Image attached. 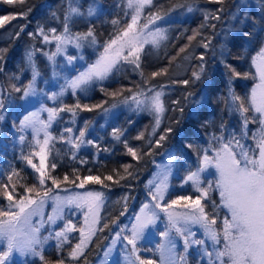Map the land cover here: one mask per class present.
<instances>
[{"label": "trees", "instance_id": "1", "mask_svg": "<svg viewBox=\"0 0 264 264\" xmlns=\"http://www.w3.org/2000/svg\"><path fill=\"white\" fill-rule=\"evenodd\" d=\"M172 2L175 0H153L154 6L144 9L138 24L146 22L149 12H156L158 8L167 10ZM189 3H193V0H189ZM124 4L125 0H79L83 15L73 17L69 30L72 40L79 44L83 66L91 64L101 55L110 41L130 22V14ZM90 5L95 10L92 16L87 15ZM67 7V0H25L24 3L12 4L0 0V17L15 16V19L4 22L0 27V101L4 104L3 109H0V114L4 116V120L0 121V185L9 184V191L15 185V199L22 195L40 198L35 195V191L26 193L25 186L35 187L41 194L51 189L49 195L76 191L101 192L103 201L96 229L77 260L73 261L68 253L80 241L81 212L66 211L63 219L49 225L51 227L46 225L40 234L41 238L50 237L43 246L47 261L64 259L65 264H94L114 235L119 231L122 233L121 230L126 227L125 231L129 234V226L136 212L152 199L154 188L149 184V179L155 165L167 155H171L177 163L165 196V203L169 204L179 196L195 199L200 195L192 183H185V180L189 171H195L198 166L196 147H207L213 135H223L225 142L230 136L240 138L243 135L241 143L255 148L253 137L259 135L260 124L252 122V117L258 114L250 109L246 114L250 122L245 129L241 114L234 110L231 93L244 98L247 103L257 81L252 57L259 50L261 36L247 41L234 30L239 25L232 16L246 12L256 21L257 28L264 26V0H225L223 5L195 0L192 12L180 9L160 21L158 25L165 30L167 39L158 47L145 46L139 53V67L131 63L133 59L129 57L127 61L121 59L106 79L90 83L86 91L67 93L51 104L37 98L25 103L23 90L33 78V65L28 61V53H32L38 73L35 90L42 92V82L51 79V68L43 55L45 46L39 28L43 27L49 38L53 36L49 31L53 28L57 30L55 35L62 34ZM220 7L224 9L220 13V20L205 21V13H215ZM113 20L119 23L113 24ZM212 24L216 26L215 29L210 27ZM90 29L93 37L79 41L75 39L77 34H85ZM251 30V24L244 28V32ZM197 31L199 34L190 40ZM29 33L34 35L30 36ZM209 38L211 43L208 48H204L202 43ZM222 45L226 46L223 55ZM182 48L185 49L183 52L180 51ZM200 56L204 57V61L199 59ZM222 60L240 76H233ZM202 63L205 72L200 80L188 85L181 83L183 80L192 81V72L198 71ZM153 72L161 74L152 77ZM13 85L21 91H15ZM149 88L163 92L165 111L160 115V125L156 128L154 112L138 108L131 99L136 93ZM174 101H179V104ZM40 103L58 110L47 130L51 139L45 150L44 165L48 178L44 185H39V174L24 159L32 153H39L37 141L42 143L44 138L41 135L34 136L25 129L19 130L23 118ZM77 104L80 107H76ZM60 108L65 110L59 111ZM221 124L224 125L223 129ZM69 128L71 132L66 131ZM167 128L173 131L167 133L166 139L157 146L156 141L165 135ZM114 129L121 133L119 139L113 135ZM80 131H85L83 138L79 137ZM142 133V138L138 139ZM20 136L25 137L23 142ZM78 138L84 143L74 148L69 141L79 142ZM190 144L193 147L190 148ZM128 148L136 152L135 157L128 152ZM208 155L214 153L209 151ZM31 159L39 167V155H31ZM52 164L56 167L52 168ZM13 171L19 176L12 175L9 183L8 176ZM214 174L213 168L202 173V186L206 187L207 181L214 180ZM65 175L69 178L67 181L63 179ZM88 176L99 177L101 183L88 181L83 188L78 187L80 179ZM108 176L112 179H106ZM53 178L58 181L59 187L52 184ZM3 191L0 187V209H7L9 201L3 196ZM209 196L210 199H204L202 203L211 218V201L219 205L220 197L218 191H211ZM225 216L230 219L226 209L221 206L216 217L217 230L222 229ZM69 221L76 230L67 233V241L58 249L55 232L61 231ZM160 221H163V217ZM161 230L156 229V233ZM122 236L126 235L122 233ZM222 244L217 247H222ZM204 247L209 248L207 245ZM197 248L199 252L196 250L191 253L187 264H207L200 257L202 245ZM24 263L42 264L39 258Z\"/></svg>", "mask_w": 264, "mask_h": 264}, {"label": "snow or ice", "instance_id": "2", "mask_svg": "<svg viewBox=\"0 0 264 264\" xmlns=\"http://www.w3.org/2000/svg\"><path fill=\"white\" fill-rule=\"evenodd\" d=\"M6 3L12 4L14 2L24 3L25 0H5ZM195 0H193V3ZM208 2L223 5L225 0H208ZM68 7L64 14L63 22V33L60 35H55L56 29H50L49 31L53 33L52 39L56 43L57 52L61 51L62 46L65 43H70L73 36L69 30V23L73 17L82 16L83 13L79 9V0H67ZM193 3H189V0H175V2L170 3L167 10L158 8L156 12H149L146 17V22L142 25L138 24L142 13L146 7L151 8L154 6L153 0H127V7L131 9V20L127 23L126 27L121 31V33L113 40L110 41L108 46L105 47V55L92 65L87 71L81 72L79 76L69 82V87L75 94L76 90L81 92L86 91L87 86L93 80H104L113 69L116 67L118 60L121 58L122 53L125 48L128 49V55L123 56L125 61L128 57H134L131 63H135L139 67V53L143 50L146 44H151L158 47L161 41L167 39L165 30L156 26L157 21H162L165 17L169 16L172 12L180 9H185L187 12H192L194 10ZM223 7L218 8L215 13H205V21L209 19L220 20V13L223 12ZM30 11V10H29ZM95 14L93 6H89L87 15L92 16ZM128 13H126L127 15ZM55 17V13H53ZM15 19V16H5L0 17V27L3 26L4 22ZM233 20H236L239 27L234 29L239 35L245 37L249 42L256 39L257 35L261 36V43L259 50L252 57V63L256 67V70L260 77V83L257 84L251 91L250 97L245 99L231 93L232 104L235 106L234 110L239 112L243 118V127L246 129L249 121L246 115L250 109L254 110L258 116L252 117V122H258L260 124V133L258 136H254L255 148L246 146L241 143L244 138L242 135L240 138L230 136L225 142L224 136L213 135L208 143L207 147H196V152L198 156V166L195 171H189L186 177L185 183L192 182L193 187L197 192L200 193L195 199L190 196H179L177 199L172 200L167 205H161L159 201L163 200L165 193L168 189V175L170 173V165L172 159H169L167 165L163 166V171L158 177L156 182H150L155 184V192L152 193V199L157 201L154 205L155 208L161 209L167 213L169 230L162 232L161 236L166 239V243H162L158 246V251L160 252V264H186V257L179 256L176 257L174 254L175 244L169 238V232L171 229L184 236V250L187 253L190 244L205 245V240H194L189 241L188 236L193 235L188 228L189 224H200L204 229L205 239L211 241L212 251H208L207 247L202 249V258L206 257L208 264H264V26L257 28L256 21L249 17L246 12L234 14L232 16ZM113 24H118L119 21L113 20ZM251 24L252 30L250 32H244V28ZM153 26L154 30L149 29V26ZM208 25H201L205 27ZM215 29V25H210ZM147 30V31H145ZM39 33L43 37L45 42H51L48 33L45 32L44 28H39ZM199 32H195L193 37L189 39H194L195 35ZM33 36V33H29ZM87 37H93V32L90 29L85 34H77L76 40L86 39ZM94 39V38H93ZM225 39H227V34H225ZM120 41V45L114 51L110 52L112 45L117 44ZM211 43L209 38L207 42H203L202 46L208 48ZM79 47V44H77ZM225 45L221 46V55L224 54ZM185 49H181L183 52ZM55 53L48 56L49 60H52ZM2 58V57H0ZM72 58L69 57V60ZM199 59L204 61V57L200 56ZM28 61L33 65V78L32 81L25 87L24 96L35 95L34 82L36 75L38 73L35 70L34 62L32 60V53H28ZM225 64V67L233 74V76H240V73L236 72L235 69L228 65L225 61H221ZM2 71V69H0ZM166 71V70H164ZM205 69L203 63L199 66L198 71L192 72L193 80H183L181 83L188 85L190 82L200 80L204 75ZM161 73L153 72L152 77L160 75ZM13 89L17 92L21 91L20 88L13 85ZM65 89H61L59 94L53 93L49 99H56L57 95H63ZM189 96L192 93H188ZM163 92L154 91L149 88L147 91H140L132 96V101L137 105L138 108H143L157 114L155 126L160 125V115L164 113L165 106L162 100ZM127 102V100L125 101ZM173 103L179 104V101H174ZM115 107V105H113ZM3 101H0V109H3ZM76 107H80L79 104ZM87 108V105L84 106ZM49 113V123H44L35 119L37 113H31L25 116L20 122V131H23L26 127H32L34 131H39L36 125L42 124L45 130L44 140L41 143L37 141L40 145L39 153H32L28 157H24L27 163L30 164L35 171L39 174L38 182L39 185H44L45 180L48 178L45 172V150L48 147L50 135L46 131L49 127L51 120L57 113L56 108L43 109ZM64 108H60L59 111H64ZM89 111L91 109H88ZM71 111V109H68ZM183 112V109H180ZM4 120V116L0 114V121ZM221 129L224 125L221 124ZM66 131L71 132L72 129L69 128ZM172 128H167L165 130V135H161L159 140L156 141L157 146L160 142L166 139V134L172 132ZM155 132V128L153 129ZM113 135L119 139L121 133L119 130L114 129ZM246 135V133H245ZM85 136V131L79 132V137L83 138ZM143 133L139 138H142ZM24 136H20V141L23 142ZM79 142L69 141L73 144L74 148H79L81 144L84 143L82 139ZM214 142V143H213ZM91 144L92 141H87ZM193 147V145H189ZM209 151L213 152L214 155H208ZM128 152L132 156H136V152L132 148H128ZM201 153H203L201 155ZM31 155H39L40 165L39 167L32 162ZM52 168L56 165L52 164ZM210 168L215 169L214 180L207 181V186H202L204 181L202 180L201 174L208 171ZM12 175L19 176L18 173L13 171L12 174L8 176V181L11 183ZM67 181L69 178L67 175L63 178ZM76 179H80L77 177ZM106 179L111 180L112 177L108 176ZM88 181L92 183H101L99 177L88 176L80 179L78 187L83 188L84 184ZM73 183L75 181H72ZM52 184L59 187V183L56 179H52ZM4 189L3 196L9 201L7 209H0V241H3L4 248L0 250V264H12L11 257L14 253H19L22 256H34L38 257L42 264H65L64 259H59L57 261L51 262L47 261L43 255V246L50 237L40 236V228L42 224L37 226L33 224L32 217L36 215L42 216L41 209L45 203L46 197H49L51 189L44 191L42 194L40 191L36 190L35 187H26V193H33L40 197L39 200L33 199L31 195H22L19 199H15V189L16 186L12 185V190L9 191V184L0 185ZM211 191H218L220 197V204L217 205L215 201H211L213 215L205 211V205L202 203L204 199H210L209 193ZM101 192H86L83 195L76 194L74 196H68L61 198L60 196L51 197L53 199L55 207V215L48 216V222L55 224L56 220L63 219V210L65 206L76 204L77 207H82L84 205L88 206L89 213L93 212L94 207H98L99 202L102 198ZM184 202L183 207L188 209L186 212L168 211L174 206ZM228 210L230 214V219L225 216L223 219V227L217 230L215 225L217 222V215L220 207ZM149 205H144L141 209L142 215L136 217V224L133 225L131 230V236H125L124 239L127 240L128 244L132 245L131 253L135 254L138 249L136 247L137 241L140 240L146 228L150 225H154L158 219L157 213L155 211H146ZM12 209H15L13 211ZM85 222L87 223V214L85 217ZM107 227V225H105ZM75 226L69 221L66 223L61 231L55 232V237L58 240L57 248H61L63 243L67 241V233L70 231H75ZM123 231V229L121 230ZM185 231H188V235H184ZM81 240L80 243L68 253V256L73 260H77L83 253V249L86 246L87 240L93 234V229H89L88 235H85L83 229H80ZM119 236V233L117 234ZM223 242L222 247H217ZM136 260L139 264H154L150 259L141 260L139 256H136ZM129 264H134L133 261H129Z\"/></svg>", "mask_w": 264, "mask_h": 264}, {"label": "rangeland", "instance_id": "3", "mask_svg": "<svg viewBox=\"0 0 264 264\" xmlns=\"http://www.w3.org/2000/svg\"><path fill=\"white\" fill-rule=\"evenodd\" d=\"M124 5H125L126 10L130 14V20H131V11L132 10L127 7V0H125ZM138 23H139V21H138ZM159 23H160V21H157L156 26H159L158 25ZM149 29L154 30L153 26H151V25L149 26ZM145 31H147V30H145ZM49 39L51 42H45L43 40V44L45 46V51L43 52V55L46 58V60L48 61L49 66L51 68V72H50L51 79L42 82V84H41V89L43 90L42 92H38L37 90H35V95L24 96L23 100L25 103H30L32 101H35V98H37V100L43 99V100H45L51 104V103H54L56 100L62 98L67 93L74 94L72 89L69 87V82L71 80L75 79L77 76H79L81 72L87 71L92 65L96 64V62L101 58L102 55H105V50H104L102 52V54L99 55L91 64L83 66L80 48L77 46V42L75 40H72L70 43H65L62 46L61 51L57 52V48H56L57 42L52 38H49ZM119 45H120V41H118L117 44L112 45L110 52L114 51L116 48H118ZM147 45L155 47L151 44H146L145 46H147ZM54 53H55L54 58L52 60H49L48 56H51ZM127 55H128V49L125 48L123 53H122V56L118 60V62L121 59H123V56H127ZM69 57H71L72 59L69 60ZM129 58L134 59V57H131V56H129ZM55 68L58 69V72L56 71ZM76 68H78V69L76 70ZM253 69L255 71L257 81L254 84V86L252 87V89L257 84L260 83V77H259V74H258L256 67L254 65H253ZM101 81L102 80H93L91 83H98ZM35 83H36V80L34 82V88H35ZM62 88L65 89L62 96L57 95L56 99H49V97H51L53 95V93L59 94L61 92ZM252 89H251V91H252ZM47 90H50V92L49 93L46 92ZM251 91H250L249 97L251 95ZM78 92H79V90H76L75 94ZM43 109H49V107L44 105L43 103H40L36 107H32V110L26 116L30 115L31 113H37V116L35 117V119H37L38 121H42L44 123H49V113H48V111L43 110ZM152 114H153V116H155L157 118L156 113L155 114L152 113ZM156 118H155V122H156ZM53 119H54V117H53ZM53 119L51 120L50 125H51ZM50 125H49V127H50ZM154 125H155V123H154ZM36 127H37V129H40V130L34 131L32 127H26L24 129L26 131L32 133L34 136L41 135L44 138L45 130L43 128V125L38 123L36 125ZM48 128L46 129V131L48 130ZM155 128H156V126H155ZM170 158H173V157L171 155H167L163 161H161L155 165L152 176L149 179V184H151L153 186L154 192H155V184L150 183V182H156L158 180V177H160V175L163 171V166L168 164ZM39 159H40V157H39ZM176 165H177L176 160L173 158L172 163L169 166L170 167V173L168 175V187L170 185L171 178L175 173ZM213 170H215V169H213ZM86 192H89V191L66 192V193L57 194V195L60 196L61 198H65L68 196H74L76 194L83 195ZM166 193H165V196H166ZM57 195H49V197L44 198L45 203L43 205V208L41 209L42 216L36 215V216L32 217V221H33L34 225L39 226L42 224V227L40 228V234H41V231H43V229L46 227V225H48V226L54 225V224L48 222V216L55 215V213H54L55 204H54L53 199H51V197H55ZM39 199L40 198H37L36 200H39ZM173 200H175V199H173ZM102 201L103 200L101 198V201L99 202L98 207H94L93 212H91V213H89L87 205H84L82 207H77L76 204L73 203L72 205H68V206L64 207L63 214L66 211L68 212L69 210L81 212L82 213V229L84 230L85 235L87 236L90 228L93 229V233L96 229V224H97L98 216H99L100 209L102 206ZM156 203H157V201H154L153 199H151L150 202H145L136 212V214L133 218V221L131 222V224L129 226V234H127L125 231V229L127 227L125 229H123V231H122V233H124L126 236H131L132 227L137 222L136 217L138 215H142L141 209L144 207V205H149V208L146 211H155L157 213L158 219L156 220L155 224L150 225L148 228H146L144 231L143 237L137 241L136 247H137L138 251L135 254L131 253L132 245L128 244L127 240L124 239V237L122 236V233L119 231L118 232L119 236L117 235L118 234L117 233L116 235H114L111 238L110 242L108 243L106 248L103 250L101 256L96 260V262L94 264H129L130 260L133 261L134 264H139V261L136 260V256H139L141 260L150 259L154 262V264H160V252L158 251V246L162 243H166V239L163 236H161V233L169 230V224H168L167 213L164 211H161V209H159V208H155L154 205ZM159 203L162 206L167 205L165 203V197L163 200L159 201ZM183 203L184 202H181V204L174 206L172 209H169L168 211H177V212L188 211V209L183 207ZM48 209H49V211H48ZM226 211L228 213L227 209H226ZM86 214H87V223L85 222ZM46 215H47V217H46ZM229 216H230V214H229ZM162 217H163V221H160V219ZM59 220L60 219L56 220L55 224L57 222H59ZM49 227H51V226H49ZM158 228H161L163 230L156 233V229H158ZM188 228H190V231L193 234V235L188 236L190 242L194 241V240H205V245L209 246L208 251L213 250L211 247V241H208L205 239L204 229L200 226V224H189ZM92 235L87 240L86 246L88 245ZM184 235H188V231H185ZM169 238L175 244V249H174L175 256L176 257L182 256V255L185 256L186 257V264L190 259V254L195 253L196 250L198 251L197 247L199 245L190 244V247L188 248L187 253H185L184 236H181L180 234H178L174 228L171 229V231L169 232ZM80 240H81V233H80ZM79 243H80V241H79ZM3 248H4V243H3V241H0V250H2ZM202 248H203V246H202ZM200 253H202V252H200ZM200 257L202 258L201 254H200ZM33 258L35 259L38 257H34L31 255L22 256L19 253H14L13 256L11 257V261H12V264H25L24 262H26L27 260L30 261ZM202 259L207 262L206 257H203ZM207 264H208V262H207Z\"/></svg>", "mask_w": 264, "mask_h": 264}]
</instances>
